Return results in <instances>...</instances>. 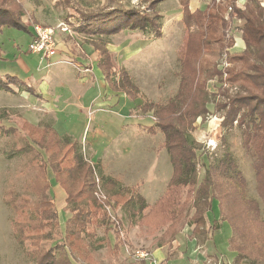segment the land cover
Returning a JSON list of instances; mask_svg holds the SVG:
<instances>
[{
  "label": "trees",
  "instance_id": "1",
  "mask_svg": "<svg viewBox=\"0 0 264 264\" xmlns=\"http://www.w3.org/2000/svg\"><path fill=\"white\" fill-rule=\"evenodd\" d=\"M121 1L108 0L94 8L83 5V0L56 3L67 7L63 20L69 31L92 36L85 43L96 53V67L108 87L137 103L141 114H151L153 122L144 130L163 136L161 148L168 154L171 176L165 192L151 206L140 194L103 175L100 191L113 202L112 207H123L131 226H146L153 232L165 228L170 241L179 233L177 226L182 221L191 228L189 238L197 245L213 244L221 225H228V243L236 252L232 264H264V216L260 208L261 204L264 211V0H240L241 6H237L238 0H209L203 9L193 12L188 6L191 0H179L188 35L179 55L177 90L162 103L145 100L131 74L115 63L109 43L101 38L121 31L161 37V16L155 10L160 0H137L138 7H125ZM21 10L16 0H0V33L4 28H15L32 37V30L21 21ZM235 22L238 25L233 29ZM232 30L240 35L239 51H233L237 40ZM209 82L216 93L209 90ZM12 86L37 96L20 77L0 75V91L14 94ZM221 111L223 131L234 126L240 130L241 148L252 158L260 202L243 197L245 180L228 150L206 163L204 151L199 153V146L191 139L199 119L204 121ZM0 135L16 138L8 158L16 154L25 158V181L18 190L8 188L3 194L4 204L14 214L15 241L34 249L26 252L34 264H75L65 254L66 249L94 264L87 240L94 237L96 228L107 231L110 222L104 204L93 194L96 166L86 160L81 145L68 136L60 137L49 124L31 126L26 120L19 128L0 126ZM221 142L226 143L225 138ZM53 185L65 193L71 216L63 224L62 241L46 251L41 243L53 242L61 226L50 198ZM127 191L130 195H125Z\"/></svg>",
  "mask_w": 264,
  "mask_h": 264
},
{
  "label": "rangeland",
  "instance_id": "2",
  "mask_svg": "<svg viewBox=\"0 0 264 264\" xmlns=\"http://www.w3.org/2000/svg\"><path fill=\"white\" fill-rule=\"evenodd\" d=\"M56 1L16 0V3L24 14L21 21L28 25L30 31L33 25L55 30L57 56L41 60L39 55L29 53L31 36L24 30L4 28L0 33V75L20 77L38 93L37 96L29 95L16 86H12L14 94L0 91V126L19 128L22 120H27L33 126L49 124L53 129L54 127L57 129L54 130L60 137L68 136L76 140L81 145L86 160L96 166L94 173L96 187L93 194L104 204L110 226L107 231L104 228H96L94 237L87 240L89 246L87 251L94 264H141L143 260L146 262L151 260V253L155 249H159L161 255L165 256L164 261L167 260V256L172 259L182 258L177 263L174 262L175 264H224L223 262L232 264L236 252L231 250L228 243L231 236L228 225H221L220 231L213 238V244L208 241L203 245H197L196 241L189 238L191 228L182 221L177 226L179 233L170 241L165 234V228L153 232L146 226H131L130 216L123 207H112L113 202L100 191V176L103 175L116 180L120 186L131 189L132 193L140 194L146 204L151 206L165 192L171 176V165L166 150L161 148L163 136L160 133L149 135L144 130V127L153 122L151 114H141L136 109L137 103H133L121 93L113 92L97 71L92 73L96 53L85 43L86 40L92 39V36L83 37L72 30L69 33H62L57 29L59 24H65L63 18L68 10L67 7L58 5ZM107 2L108 0H83V5L94 8L104 6ZM208 3L209 0H191L188 6L193 12L196 9H203ZM121 4L125 7L139 6L137 0H122ZM241 4L242 2L238 1L237 6ZM155 10L161 16V37L157 38L154 34L139 31H121L101 38L109 43L107 48L112 53L115 63L131 74L133 82L143 93L145 100L162 103L171 98L177 90L179 55L187 40L188 30L182 21L179 0H160ZM236 25L237 22L233 23L232 28L234 29ZM232 33L237 40V48L235 47L233 51H239L240 35L236 30H232ZM56 77L60 78L62 83L56 82ZM208 86L211 92H217L212 82H209ZM53 89L58 93L60 91L61 96L52 94ZM102 93L105 95L104 98ZM230 94L234 93L230 91ZM96 95L98 102L105 101V110H110L109 107L113 110L111 113L96 116L99 122L97 128L103 133L109 130L107 135L115 139L111 141L109 147L107 141L91 139L90 135L87 139L84 138L85 133L80 137L83 128L77 124L75 127L72 126L75 124L73 116L76 122L84 121L81 126L86 124L88 117L85 116L82 120L81 115H74L75 107L81 105L87 107ZM78 96L80 100H76ZM95 103L96 101L93 102V109H97ZM222 115L221 111L218 114H210L204 121L199 119L195 124L196 129L190 133L191 139L199 146V153L204 151L206 154L202 158L206 163L228 150L238 172L245 180L243 197L260 202L255 190L252 158L241 148L240 130L234 126L229 132L223 131L220 127ZM110 124H114L116 130L108 129ZM122 124L127 127H124L125 132L121 134L118 129ZM87 126L90 132L95 127L90 121L87 122ZM117 131L119 132L116 135ZM222 137L226 143L221 142ZM92 141L94 142L91 143ZM209 142H213L212 147L209 146ZM15 143L16 138L13 135H0V264H34L26 255L28 250L34 249L28 244L19 245L15 241L12 235L14 214L3 202L5 190L8 188L18 190L27 177V173H24L25 158L20 154L8 158ZM96 152L99 155L95 156ZM48 175L51 179L50 172ZM201 178L202 173L199 180ZM131 191L125 192V195H130ZM65 197L59 186H51L50 198L59 212L61 226L53 242L41 243L40 246L46 251L63 239V224L71 216ZM260 208L263 217L261 204ZM110 249L114 254H111ZM65 254L75 264H88L67 249ZM190 256L191 261L188 260Z\"/></svg>",
  "mask_w": 264,
  "mask_h": 264
},
{
  "label": "crops",
  "instance_id": "3",
  "mask_svg": "<svg viewBox=\"0 0 264 264\" xmlns=\"http://www.w3.org/2000/svg\"><path fill=\"white\" fill-rule=\"evenodd\" d=\"M58 55V53L56 54V56ZM55 57V56H54ZM94 62H95V66H94V68L92 69V73H95V71H97V73L99 74V75H101V73H100V71L97 69V67H96V57H95V60H94ZM57 76V75H56ZM101 77H102V75H101ZM57 78V77H56ZM57 81H59V82H61V80H60V78H57V80H56V82ZM62 83V82H61ZM44 89V88H43ZM45 90V89H44ZM37 93V92H36ZM55 93V94H54ZM38 94V93H37ZM52 94H54L55 96H61V92L59 91V93H58V91L56 92L55 91V89H53L52 90ZM98 95V94H97ZM96 95V97H93L91 100H90V104L89 105H87V107H85V106H83V105H81V106H77V107H75V113L76 114H74V115H76V116H78V115H81L82 116V120L85 118V116H87L88 117V119H87V121H86V124L84 125V126H81L82 124H83V122L84 121H75L74 120V116H73V122L75 123L74 125L72 124V126H74L75 127V125L77 124V126H80V127H82L83 128V133H82V135L80 134V137H82L83 136V134H84V138H88V136L90 135V138L91 139H95V138H98V139H101L102 140V142H104V141H107V143H109V144H107V147H109V145H110V143H111V141L114 139H112L110 136H108L107 135V133H109L110 131L108 130V132H106V133H103V131H101V130H99L97 127V123H99V122H97V120H96V116L98 115V114H104V113H111L113 110H111V108L109 107V109L110 110H105L106 108L104 107V104H105V101L104 100H101L100 102H98L99 100H98V96ZM103 93H102V97H103ZM41 96V95H40ZM104 97H105V95H104ZM103 97V98H104ZM102 98V99H103ZM81 98H79V96L76 98V100H80ZM96 101V108L97 109H93V102H95ZM81 110H83L82 112H81ZM85 111V112H84ZM63 113V112H62ZM72 115V114H71ZM76 118H78V117H76ZM27 121V120H26ZM93 122L94 123V125H95V127H94V129H93V131H91L90 132V129H89V127L87 126V122ZM28 122V121H27ZM82 122V123H81ZM29 123V122H28ZM30 124V123H29ZM31 125V124H30ZM31 126H33V125H31ZM36 126V125H35ZM124 127H127V126H124V124H122L121 125V127L118 129L119 131H120V133L121 132H125L124 131ZM53 128V127H52ZM109 128H111V129H113V130H116V128H115V126H114V124H110V126L108 125V129ZM54 129L55 130H57L55 127H54ZM112 130V131H113ZM119 131H117V132H115L116 133V135L118 134V132ZM88 133V134H87ZM120 133H119V135H120ZM122 134V133H121ZM115 138H117V137H115ZM115 140V139H114ZM94 141H92L91 143H93ZM88 144V143H87ZM88 146H89V144H88ZM90 149H92L91 147H90ZM97 155H99L98 154V152H96L95 153V156H97ZM92 158H94V157H92ZM151 260H148V262H146V261H144L143 260V262L141 263V264H175L174 262H178V260H182V258H174L173 257V259L170 257V259L169 260H165L164 261V259H165V256H162L161 255V251L159 250V249H155L152 253H151ZM179 257H181V256H179ZM184 258H185V256H184ZM188 260H190L191 261V256H190V258H188ZM193 260V259H192ZM194 261V260H193ZM163 262V263H162Z\"/></svg>",
  "mask_w": 264,
  "mask_h": 264
},
{
  "label": "built area",
  "instance_id": "4",
  "mask_svg": "<svg viewBox=\"0 0 264 264\" xmlns=\"http://www.w3.org/2000/svg\"><path fill=\"white\" fill-rule=\"evenodd\" d=\"M57 29L60 30L62 33L70 32L68 27L63 23L59 24V26H57ZM31 30L33 35L31 37V42L28 46L29 53L39 55L41 60H48L56 56L57 45L54 38L55 30L40 25H33ZM209 146L212 147L213 142H209Z\"/></svg>",
  "mask_w": 264,
  "mask_h": 264
}]
</instances>
